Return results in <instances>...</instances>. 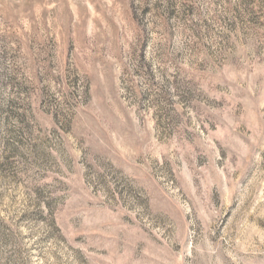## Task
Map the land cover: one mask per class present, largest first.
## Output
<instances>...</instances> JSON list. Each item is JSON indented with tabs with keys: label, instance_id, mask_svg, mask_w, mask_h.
I'll return each mask as SVG.
<instances>
[{
	"label": "rangeland",
	"instance_id": "374dc122",
	"mask_svg": "<svg viewBox=\"0 0 264 264\" xmlns=\"http://www.w3.org/2000/svg\"><path fill=\"white\" fill-rule=\"evenodd\" d=\"M0 264H264V0H0Z\"/></svg>",
	"mask_w": 264,
	"mask_h": 264
}]
</instances>
